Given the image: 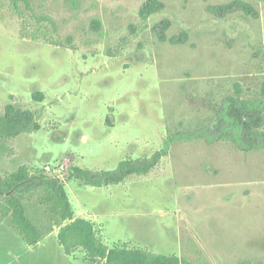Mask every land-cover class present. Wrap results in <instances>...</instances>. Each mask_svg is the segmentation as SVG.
<instances>
[{"label": "rangeland", "instance_id": "374dc122", "mask_svg": "<svg viewBox=\"0 0 264 264\" xmlns=\"http://www.w3.org/2000/svg\"><path fill=\"white\" fill-rule=\"evenodd\" d=\"M145 1L31 0L37 13L55 20L54 37L64 45L72 37L71 49L22 38V29L33 30L24 26L33 21L30 12L22 2L16 10L0 0V115L14 102L40 124L10 142L0 137V174L26 165L33 174L60 177L72 208L94 215L109 246L199 264H264V137L248 153L228 142L234 160L213 152L215 176L196 172L203 152L184 142L222 143L211 123L235 83L264 119V0H156L159 10L143 20ZM178 36L182 42L169 41ZM34 91L43 101L32 99ZM146 148L149 155L165 149L149 178L90 186L72 175L73 166L116 170ZM243 188L251 193L243 196ZM39 195L23 200L49 234L28 246L10 218H0V264H88L82 248L73 254L78 260L64 252L59 217Z\"/></svg>", "mask_w": 264, "mask_h": 264}, {"label": "trees", "instance_id": "16d2710c", "mask_svg": "<svg viewBox=\"0 0 264 264\" xmlns=\"http://www.w3.org/2000/svg\"><path fill=\"white\" fill-rule=\"evenodd\" d=\"M11 7L19 10V2L30 12L32 23L25 22L33 30L31 33L20 32L22 38L34 41L43 40L54 46H66L73 49L72 37L67 36L66 45L54 37L57 30L55 20L45 12L37 13L31 5V0H9ZM229 4L216 8H227ZM160 4L156 0H147L139 9V15L146 20L150 14L159 10ZM100 26L98 20H92V25ZM165 26V25H163ZM49 27L50 29H47ZM163 30V29H162ZM185 33H182L184 36ZM161 40L166 36L161 35ZM172 43L182 42L181 36L169 39ZM261 92L264 95V75ZM243 88L239 83L233 85V93L228 94L223 106L215 110L212 128L218 139L232 143L237 148L251 150L257 146V138L264 137L263 114L258 104L244 98ZM34 101H43L44 95L40 91L31 94ZM108 121V118H107ZM40 129L37 116L29 109L22 108L18 103H7L3 114L0 115V137L9 139L22 132H32ZM206 133L205 129L201 130ZM7 151L9 145L4 147ZM165 149L155 151L151 156L137 159L127 158L122 160L118 168L113 171H94L82 169L77 166L71 168L72 175L82 177L86 184L100 186L124 183L133 176L147 175L154 169ZM15 187V191L6 194ZM33 191H39V200L48 209L59 217L57 225L58 243L64 252L72 256L77 248L85 251V258L90 264H199L183 255H166L155 253L147 248L129 247L126 244L107 245L99 236L94 223L87 218L74 215L72 205L65 191L64 184L59 183L57 176L33 174L26 165L19 166L15 171L5 175L0 174V218H10L13 227L25 237L28 245H35L44 235L30 219L24 195Z\"/></svg>", "mask_w": 264, "mask_h": 264}, {"label": "crops", "instance_id": "0c3cea01", "mask_svg": "<svg viewBox=\"0 0 264 264\" xmlns=\"http://www.w3.org/2000/svg\"><path fill=\"white\" fill-rule=\"evenodd\" d=\"M163 140V139H162ZM217 140L219 141V140H221V142L222 143H207V144H205V145H202V143L200 142H198V143H196V144H193L192 142H190V141H187V140H184V142H188L189 144H191V145H189L190 147H191V149H192V151H195L196 149H199V151H198V155H200L199 153H201V152H203L202 153V156L200 157V161H199V164H200V166H198V167H196V172L198 173V174H201V175H204V176H215V175H218V171H219V169H220V166H219V163L216 161L215 163H216V165H217V170H216V167L215 166H213L210 162H209V156H212V153L214 152V153H216V155L217 156H215V155H213V157L215 156L216 158L217 157H219V155L220 154H222V155H226V158L227 159H231V160H234V158L232 157V155L234 154L235 155V152H234V148L232 147V149H228V148H226V146H227V144H228V142L229 141H226V140H223V139H218L217 138ZM164 144V143H163ZM132 149L134 150V152H135V150H136V147H132ZM202 151H201V150ZM157 150H160V149H158L157 148ZM157 150H155V151H157ZM144 151V156H142V157H145V156H147V157H149V156H151V155H149L148 154V148H146V149H144V150H139V153L137 154V156H135V159H137V158H141L140 156H138L141 152H143ZM244 152H251V150H243ZM164 157V154H163V156L161 157V159H160V161H159V163H158V165L154 168V169H152L147 175H139V176H133V177H135V178H139V177H150V174H151V172L153 171V170H155L158 166H159V164L161 163V161H162V158ZM216 158H215V160H216ZM236 160V159H235ZM215 168V169H212V168ZM157 170V169H156ZM215 175H214V174ZM133 177H131V178H133ZM130 178V179H131ZM130 179H128V180H130ZM127 180V181H128ZM127 181H125V182H127ZM124 182V183H125ZM120 184V183H119ZM90 186H94V185H90ZM240 193L243 195V196H247V195H249L251 192H248V191H245L244 190V188L242 189V190H240ZM186 198H187V200H189L192 196H193V194H191V193H186ZM73 211H74V215L75 216H78V217H84V218H87V219H90L93 223L95 222L94 221V215L91 217L90 215H89V213H88V211H86V212H84V210H83V212H80L79 210L78 211H76L75 209H73ZM82 211V210H81ZM78 213H82V214H78ZM86 213V214H85ZM94 225H95V223H94ZM95 227H96V225H95ZM47 234H49V233H46V234H44L43 236H45V235H47ZM56 234H57V232H56ZM42 239V238H41ZM41 239L37 242V243H39L40 241H41ZM36 243V244H37ZM35 244V245H36ZM108 245V244H107ZM28 246H34V245H28ZM61 246V245H60ZM62 247V246H61ZM152 252H154V251H152ZM155 253H158V252H155ZM168 255H171V254H168ZM176 255H178V254H176ZM69 256V255H68ZM247 256V255H246ZM245 256V257H246ZM69 257H72V258H74L75 260L77 259V257H73V255L72 256H69ZM78 260V259H77ZM86 261V263H88V264H90V262L89 261H87V260H85Z\"/></svg>", "mask_w": 264, "mask_h": 264}, {"label": "water", "instance_id": "95a60500", "mask_svg": "<svg viewBox=\"0 0 264 264\" xmlns=\"http://www.w3.org/2000/svg\"><path fill=\"white\" fill-rule=\"evenodd\" d=\"M57 179H58L59 183H61V182H62V180H61V178H60V177H58V176H57ZM14 191H15V187H14V188H12L10 191L6 192V194H11V193H13Z\"/></svg>", "mask_w": 264, "mask_h": 264}, {"label": "built area", "instance_id": "2783aa9c", "mask_svg": "<svg viewBox=\"0 0 264 264\" xmlns=\"http://www.w3.org/2000/svg\"><path fill=\"white\" fill-rule=\"evenodd\" d=\"M47 169H49V167H47Z\"/></svg>", "mask_w": 264, "mask_h": 264}]
</instances>
